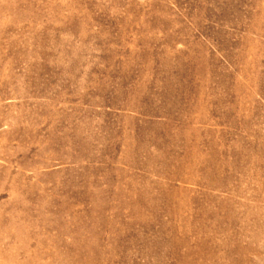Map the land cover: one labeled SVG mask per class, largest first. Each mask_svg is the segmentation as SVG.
<instances>
[{
    "label": "rangeland",
    "instance_id": "374dc122",
    "mask_svg": "<svg viewBox=\"0 0 264 264\" xmlns=\"http://www.w3.org/2000/svg\"><path fill=\"white\" fill-rule=\"evenodd\" d=\"M0 264H264V0H0Z\"/></svg>",
    "mask_w": 264,
    "mask_h": 264
}]
</instances>
